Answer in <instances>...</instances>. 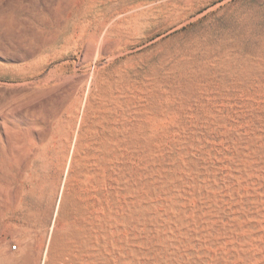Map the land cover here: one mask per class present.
<instances>
[{"label": "rangeland", "instance_id": "1", "mask_svg": "<svg viewBox=\"0 0 264 264\" xmlns=\"http://www.w3.org/2000/svg\"><path fill=\"white\" fill-rule=\"evenodd\" d=\"M0 246L264 264V0H0Z\"/></svg>", "mask_w": 264, "mask_h": 264}, {"label": "bare ground", "instance_id": "2", "mask_svg": "<svg viewBox=\"0 0 264 264\" xmlns=\"http://www.w3.org/2000/svg\"><path fill=\"white\" fill-rule=\"evenodd\" d=\"M0 247H1V254H4V248H2V246H0Z\"/></svg>", "mask_w": 264, "mask_h": 264}, {"label": "built area", "instance_id": "3", "mask_svg": "<svg viewBox=\"0 0 264 264\" xmlns=\"http://www.w3.org/2000/svg\"><path fill=\"white\" fill-rule=\"evenodd\" d=\"M11 248H12V249H16V245H12Z\"/></svg>", "mask_w": 264, "mask_h": 264}]
</instances>
